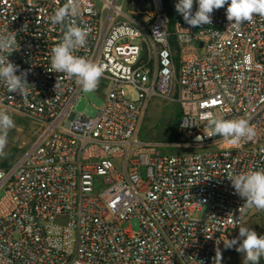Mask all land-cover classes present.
<instances>
[{"label":"built area","instance_id":"2783aa9c","mask_svg":"<svg viewBox=\"0 0 264 264\" xmlns=\"http://www.w3.org/2000/svg\"><path fill=\"white\" fill-rule=\"evenodd\" d=\"M66 3L0 0V34L14 32L19 44L8 59L30 84L20 96L0 83V108L42 128L0 169V264H214L217 248L228 264L234 247L224 242L255 208L241 210L245 201L226 177L264 169V17L236 29L225 5L209 25L177 22L170 31L162 0L144 20L124 0H77L74 19L89 36L75 55L102 65L108 83L90 118L74 112L84 94L75 78L51 71L66 24L50 17ZM155 99L179 108L174 146L196 151L158 153L141 139ZM214 116L247 119L256 137L197 141Z\"/></svg>","mask_w":264,"mask_h":264},{"label":"clouds","instance_id":"9594fccd","mask_svg":"<svg viewBox=\"0 0 264 264\" xmlns=\"http://www.w3.org/2000/svg\"><path fill=\"white\" fill-rule=\"evenodd\" d=\"M198 4L193 13L194 0H178L175 10L182 15L186 24L199 27L212 23V13L225 5L226 17L230 27L239 29L246 22H252L255 16L264 17V0H195ZM79 9L77 0H67V3L54 10L50 17L52 24L65 25L62 39L51 49V71L66 74L75 78L84 93H91L98 87L104 73V68L83 56L75 55V51L87 43L89 30L81 27L74 19ZM158 31V30H154ZM19 49L15 33L0 34V83L7 87L10 93L26 96L29 90L28 73L20 72L19 66L9 61L8 56ZM57 86V83H56ZM55 86V88H56ZM211 131L204 130V135L197 136V141L214 135L220 136L229 144L252 141L256 137V129L247 119H225L214 116L207 122ZM15 127L13 118L6 111H0V157L6 155L8 133ZM233 187L235 194L244 199L242 209L264 210V169L249 170L245 173H229L226 177ZM225 248L235 250L244 256V264H259L264 257V235H258L253 229L239 228V235L224 242ZM222 259L219 248L216 249L214 264H220ZM139 264V262H137ZM203 264V261H201Z\"/></svg>","mask_w":264,"mask_h":264},{"label":"rangeland","instance_id":"374dc122","mask_svg":"<svg viewBox=\"0 0 264 264\" xmlns=\"http://www.w3.org/2000/svg\"><path fill=\"white\" fill-rule=\"evenodd\" d=\"M146 0H132L131 3L128 0H124V10L135 19L144 20L146 14L149 13V9L153 8V0L149 3ZM172 11L178 14L175 10V4L178 0H169ZM123 0H120L122 3ZM198 4L193 5V13L197 10ZM108 92V83H103L102 80L99 81L98 87L91 93H84L81 97L79 103L75 107L74 112L77 114H84L87 117L95 118L98 114V109L103 106L104 97ZM127 96L130 99H136V93L132 88H127ZM0 111H6L14 122L15 127L12 128L8 133V144L5 149L6 155L0 157V169H4L5 164H14L25 151L31 147L37 138V135L41 132V126L33 119L22 115L15 110L2 107ZM180 111L178 106L172 102L162 101L160 99H155L151 105L148 107L146 116L143 119L140 137L143 141H148L153 144H157L159 148L158 153L172 154L181 152H194V149H184L174 146L176 142H169L177 135L176 124L179 120ZM1 196V195H0ZM207 209H205L200 215L206 214ZM128 228L129 225H126ZM242 227H247L253 229L258 235H264V210L254 209L250 212L242 225ZM132 229L137 231L139 229V223L137 220L132 222ZM239 235V233H238ZM238 237V236H237ZM243 254L234 250L229 259L228 264H244ZM259 264H264V257L259 261Z\"/></svg>","mask_w":264,"mask_h":264},{"label":"trees","instance_id":"16d2710c","mask_svg":"<svg viewBox=\"0 0 264 264\" xmlns=\"http://www.w3.org/2000/svg\"><path fill=\"white\" fill-rule=\"evenodd\" d=\"M163 1V5H164V10L165 12L168 14L169 16V21H170V24H169V28H170V31H172L174 29V26L177 22H184L183 20V17L179 16V15H176L173 11H172V8L170 6V1L169 0H162ZM129 3L132 2V0H128ZM146 3H149L150 0H146L145 1ZM153 12V8H150L149 9V13H152ZM173 46H175V43L173 42L172 43ZM175 48V47H173ZM174 60H175V56H174ZM178 61V58L176 59ZM180 117V115H179ZM177 126H178V122L176 124V129H177ZM179 140V136H178V133L177 135L173 138V139H170L169 142H178ZM13 164H5L4 165V169H9Z\"/></svg>","mask_w":264,"mask_h":264}]
</instances>
